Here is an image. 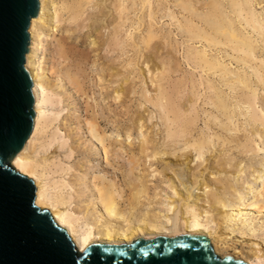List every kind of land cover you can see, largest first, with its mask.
I'll return each instance as SVG.
<instances>
[{"label": "rangeland", "instance_id": "obj_1", "mask_svg": "<svg viewBox=\"0 0 264 264\" xmlns=\"http://www.w3.org/2000/svg\"><path fill=\"white\" fill-rule=\"evenodd\" d=\"M53 1L60 4L58 0ZM65 1L67 0H63L61 3ZM174 1L151 0L156 17L154 16V21H150L147 17L149 12L147 9V12L143 11L144 14L142 11L140 12L139 0H126V8L128 7L126 18L128 22L121 29L118 40L113 39L115 38L113 33L115 32L114 27L118 23L116 20L117 15L112 10L114 0L113 2L111 0L108 1V6L112 3L109 9L113 13L108 9L104 11L103 19H105V22L102 25L99 23V19L102 18L101 8L97 9L94 4H91L87 8L85 7L82 16L78 20L72 21L68 15H64L61 18L62 21L53 27L49 36L44 35L45 33H42V31L39 32L40 39L35 52L34 67L39 72L46 71L45 75L48 78V86L50 85V89L47 88L46 90V96L55 105V109L45 108V117L46 120L50 121L53 120L54 114L58 113L59 116L47 129L45 136H40L34 143L37 147L39 142L48 140L53 133L57 135L56 143L44 154L45 156L52 157V161L55 164L68 169L65 173L66 175L61 174L60 176V174H56L51 178L59 181L63 180L69 184V187H72L71 190L69 189L70 191L67 190L71 202L69 209L72 211L76 209L77 212L82 204L91 200V198L94 199V193L91 189L92 184L90 182L92 181L93 183V177L97 176V183L99 181L100 183L107 182L106 184L110 183L116 187L117 194L118 196L120 195L118 197L120 199H117V202L123 210L126 208L127 203L125 202L130 193L129 188H127L128 182L147 174L145 177L148 188L147 197L151 201L142 198L140 200L142 204L135 209L133 216L138 218L141 214H154L158 212V204H166L165 198L169 196V191L166 190L169 185L166 177L172 176L173 172L177 169L172 166L166 168V164L159 160V158L156 161L152 160L153 151L168 154V157L171 156L169 159L172 161H176L177 159L184 162L186 157H191L189 159L192 160L189 165L191 168L190 174L198 180L206 178L210 185L207 189V198H211L210 200H216V198L223 200L228 209L234 208L237 200H241L244 203L249 202L251 197L247 196V193L252 191L255 194L254 191L258 189L259 184H254V178L260 175L264 165V37L260 39V34L253 33L241 21L242 19L235 17L230 9L231 0H214L219 5L222 16L233 23L236 32L240 36L243 35L242 37L247 39L254 49L252 59L244 65L242 63L243 56L233 53L227 47L209 48L203 42L199 44L189 42L188 35L184 32V29H177L174 23L170 21L172 16L175 15L174 17L182 25L185 24V19L187 21L191 20L193 24L208 33H210L212 23L209 20V22L202 23L197 17L186 14L181 8L175 6ZM189 1L197 9L196 15L200 18L204 17L208 10L207 8L200 9V7L210 0ZM247 2L248 11H252L251 13L256 16L257 20H260L262 31H259V33H263L264 0H247ZM129 9L131 10L129 11ZM138 19L143 20H141L142 27L139 28L140 31L134 33L133 29L137 27ZM127 30H129L128 33H134L133 40L131 41L126 37ZM148 31H153L161 37L160 40L155 42L157 47L163 48L159 50L160 52L158 51V60H165L169 66L178 70V73L175 71L176 74L169 75L167 78L169 81L166 80L164 82L166 83L164 88L169 93L174 94L175 90L172 89V86L176 81L185 80L186 84L188 82L185 92L183 93L181 90L183 94L180 95L182 97L175 96V94L173 96L176 99L174 97L173 99L174 101L177 100L178 106L180 105L179 108L182 107L181 109L184 111L190 109L192 112L190 114L191 118L196 120V123H194V120L192 126L188 128V131L190 129L191 136L187 135L186 138H191L192 140L193 137V139H197V137L201 139L202 137V139L208 142V146L205 149L206 152H204V156L200 159L196 157L195 153L185 149L181 138L178 140L174 136V138H171L174 139L173 141L169 140L168 137L166 138L168 125L166 126L167 122L163 120L165 116H163L164 114L161 113L158 107L153 106L149 102L155 96L152 91L153 87L149 81L143 80L139 72V69H145L143 65L144 60L147 56L151 55L140 44L142 38L146 35L145 33H148ZM165 39H168L167 41L169 42L167 47L162 43ZM94 40L98 42V45L93 48L91 42ZM59 44L63 45L64 51H67L66 58L59 56L60 50L57 48ZM188 47L197 48L198 50L204 49L207 51L209 58L218 60L226 68L227 72L229 70V74L224 77L218 72H213L207 76L202 72L200 67L196 68L192 65V67H188L184 61L186 51L188 50L186 48ZM177 64L180 65L181 70L176 68ZM57 76H61L63 79L60 83L62 91H59L54 86L58 83ZM237 77L244 78L249 89H244L238 84L234 85L231 89H229L231 87L230 84L229 87L226 86L227 79ZM125 80L127 81L126 84H124ZM167 81L169 82L168 84ZM189 82H192L194 94L196 95L193 99V110L188 104L189 99L192 98ZM207 82L211 84L214 90L213 97L211 96L212 94L208 95L211 92L208 90V87H205ZM122 85L126 89V94L122 95L121 99H115V92ZM77 88H81L80 91ZM173 88L175 87L173 86ZM216 96L222 99L224 109H218L215 105L210 104L209 100L215 99ZM248 100L250 106L245 104ZM196 103L198 104L196 105ZM139 119H141L139 121L140 124L138 123ZM90 122L97 126L96 132L99 133V136L104 135L106 137L103 140V146H105V150L108 149V162L105 160L106 155L103 154L101 146L90 139L89 132H87V123ZM140 127L142 130L139 129ZM145 137L150 146H147L146 156L141 157L139 156L138 148L140 146L139 140ZM129 142H132L131 147H128ZM255 147L262 149V151L257 153ZM44 154L41 151L38 158L41 159ZM132 159L139 160L137 161L139 163L137 168L133 166ZM162 159L165 160L166 156ZM205 163L209 167L207 170H203L206 166ZM213 166L217 171H221V173L217 174L213 172L214 174L210 175L209 173L212 172L211 168ZM201 173H203L202 176ZM237 175L239 176L238 178ZM75 177L83 180L86 179V182L79 187L80 191L84 193V196L81 198L78 197V193L76 192L79 191L78 188L72 184L73 180L76 179ZM195 193L199 194L197 191ZM258 201L262 202L263 200ZM82 209L77 212L79 217L83 216ZM100 211L101 208L97 206L96 214L101 213ZM212 218L214 219V216ZM260 222L262 223V220ZM255 224L257 225L259 222L256 221ZM223 227L226 232H235L230 235L226 243L236 250H240L242 246L248 250L251 242H255V240L260 242L262 245L260 247H264V229L261 230L260 227H257L255 237L250 236L247 226L240 227L239 224L232 222L228 226L225 225ZM236 238H239L240 241L237 242Z\"/></svg>", "mask_w": 264, "mask_h": 264}, {"label": "bare ground", "instance_id": "obj_2", "mask_svg": "<svg viewBox=\"0 0 264 264\" xmlns=\"http://www.w3.org/2000/svg\"><path fill=\"white\" fill-rule=\"evenodd\" d=\"M58 1L60 4H57L53 0H39L40 2L39 16L36 19L32 18L30 20V27L28 29V33L30 34L31 37V43L28 46L29 52L26 54V63L24 64V67L28 72L29 76L31 77L33 83L32 93L35 97V104H34L35 120H34V126L32 132L28 140L26 141L24 147L11 160V167L15 172L33 181L34 186L36 188L35 205L40 210H47L54 223L60 229L64 230L67 233L68 237L71 239L74 245L77 255H81L85 253L86 250L92 245H111V244L129 245L135 242L143 241L158 236L195 234L206 237L209 240L214 253L220 258L231 257L235 260L242 261L246 264H264V247H260L262 246L260 242H257L256 240L255 242L254 241L251 242V245L249 246L250 248H248V250H246L244 246H242L240 250H236L234 247L229 246L227 245L228 243H226V240L230 238V235H232L235 232L234 231L226 232L223 229L224 228L223 226L225 225L228 226L229 223L233 222L239 224L240 227L247 226V230L249 231L251 237H255V231L257 230V227L258 228L260 227L261 230L264 229V165H263V169L260 172V175H257L254 178V184L257 183L259 184L258 189L257 190L255 189L256 191H254L255 194H253L252 191L247 193V196H250L251 200L249 202L245 201L246 203L242 202L241 200H237V204L234 206V208L228 209L226 203L223 200L217 198L216 200H210L211 198H207V189L210 187V185L206 178L202 180H198L195 179V176L193 177L190 174L191 168L189 167V165L192 162V160L189 159L191 157H186L184 162L178 161L177 159L176 161L175 160L172 161L171 159H169L171 156L168 157V154L153 151L152 160L156 161L159 158V160L163 161V163L166 164L165 165L166 168L172 166V167H176L177 169L175 172H173L172 176L166 177L169 183V185L166 188V190L169 191V196L165 198L166 204L165 203L158 204L159 205L158 212L154 214H148V213L141 214L138 218L133 216L135 209H137L138 206L142 204V201H140L142 198L146 199L147 201L150 200V198L147 197L148 188L146 184L147 181L145 180L147 174L143 175L142 177L135 178L134 180L132 179L133 181L128 182L127 188H129L130 193L128 199L125 202L127 203L126 208L123 210L122 208L119 207L120 205L117 202V199H120L118 198L120 195L118 196L116 187L110 183L106 184L107 182L100 183L99 181L97 183L98 176L93 177L92 179L94 181L93 183L92 181L90 182L92 184L91 189L92 192L94 193L93 195L94 199L91 198V200L82 204L83 207L81 206V208L78 209V211H80L83 208L82 209L83 216L79 217L77 215L78 211L76 212V209L75 211L69 209L71 207L70 206L71 202H70V197L67 194L68 192L67 190L69 189L71 190L72 187H69V184L65 183L63 180L59 181L51 178L56 174H60V176L61 174H65L68 171V169H66L63 166H59L55 164L52 161V157L45 156L44 154L51 146H53L54 143H56L57 135L53 133L48 140L46 139V141L42 140L41 143L39 142L37 144L38 148L34 143L40 136L42 137L43 135L45 136L47 129L52 125V122L54 123V121L58 119L59 116L58 113L54 114L53 120L50 121L46 120L45 117L46 116L45 108L55 109V105L53 102L49 100L50 98L48 99L46 96V90L50 86V85L48 86V80H47L48 78L45 75L46 71L43 70L39 72L34 67L35 52L40 39L39 32L42 31V33H45L44 35L49 36V34L53 30V27L59 24L60 21H62L61 18L64 15H68L69 19L72 21L78 20L80 16H82L85 7L87 8V6L94 4L97 9L101 8L102 10L101 12L102 18L99 19V23L101 25L104 24L105 22V19H103L105 10L108 9L111 12L113 10L116 13L117 15L116 20L118 21V23L114 27L115 32L113 33L115 38L113 39L118 40V36L120 34L121 29H123L126 22H128L126 18V14L128 13L127 10L128 7L126 8V4H125L126 0H114L113 4L110 3L113 6L112 10L109 9V7H111L110 4L109 6L107 5L109 3L108 1L110 0H67L63 3H61L63 0L61 2L60 0ZM111 2H113V0H111ZM139 2L141 8L140 12L142 11L143 13V11H146L147 9L149 11L147 17L149 18L150 21H154L156 16L154 15L153 12L151 0H139ZM174 2L176 7L181 8L183 12L191 15L192 17H197L198 19H200L202 23L207 22L208 20L212 23L210 26V33H208L205 32L203 29L199 28L197 25L193 24L191 20L187 21V19H185V24L182 25V23L174 17L175 15L172 16L170 21L174 23L177 29L180 30L181 28L184 29V32H186V34L188 35L187 38L189 39V42H192L193 44L194 43L199 44L203 42L209 48L210 47L222 48V46L227 47L233 53H237L243 56L242 63L244 65L247 64L246 63L247 61L252 59L254 49L251 43L247 39L242 37L243 35L240 36L236 32L233 23L231 21H229L227 18L222 16L220 7L216 3V1L210 0L205 5L200 7V9L207 8L208 10L206 14L204 13L205 16L202 18L196 15L197 9H195L191 1L175 0ZM129 3L131 2L129 1ZM230 4H231L230 9L232 10L231 12L234 13L235 17L237 19H242L241 21L244 22L245 26L250 28L253 33L260 34L259 35L260 39L263 38L264 32L259 33V31H262V27L259 22L260 20L259 21L257 20L256 16L253 13H251L252 11L251 12L248 11L249 8L247 9L248 6L247 0H231ZM136 6L137 4L135 5V8ZM130 10L131 9H129V11ZM101 15L99 16L101 17ZM141 20L138 19V23H137L138 25L136 28L133 29L134 33L140 31L139 28L142 27V21H143ZM128 32L129 30H127L126 37L127 39H129V41H131L133 40L134 33L132 32L128 33ZM154 33L155 32L153 31L152 32L148 31V33L146 32L145 37H143L140 42L144 50L148 51L151 54L149 57L147 56V58L144 60L143 65L145 69L141 67H140L141 69L138 68L140 70L139 72L141 73V76L143 77V80L145 79V81L146 80L149 81L150 85L153 87L152 91L154 92L155 96L150 101L148 99V101L153 106L158 107L161 113L164 114L163 116H165V118L162 119L165 120V122H167V124L165 125L166 126L168 125L166 138L168 137L169 140L171 141L174 140L171 139L174 138V136L177 137L178 140L181 138V141L183 140V146L185 147V149L192 151L193 153H195L196 157L200 159L204 156L203 155L205 154L204 152H206L205 149L208 146V142L205 139H202V137L201 139H198V137L197 139H193L194 138L193 137L192 140L191 138L190 139L186 138L187 135L191 136L189 132L190 129L188 131V128L192 126V123L194 122L195 119L191 118L190 114L192 112L190 111V109L184 111L183 109H181L182 107L179 108L180 105L178 106L179 103H177V100H175L176 101L175 102L173 99L174 97L173 95L175 94H176L175 96L178 95L182 97V95L180 94H183L185 92V89L188 86L187 85L188 82L186 84V82H184L185 80L184 81L178 80L179 82L176 81L175 83L176 86L173 83L174 85L173 84L172 85L175 87L173 88L172 86V89L175 90L174 94L169 93V91H167L164 88V85L166 84L164 82H166V80L169 81V79H167L169 75L173 73L176 74L175 71H177L178 73V70H175V68L169 66L165 62V60H160V61L158 60L159 58L157 57L158 51L162 50L163 48L160 49V47H157V45L155 44V42L160 40L161 37L158 36L157 33L155 34ZM113 39L112 41H114ZM167 40L165 39V41L162 42L166 47L169 44ZM91 43L93 48L98 45V42L96 40H94ZM57 48H59L60 50L59 56H61V58H66L65 56L67 51L66 50L64 51L65 48H63V45L59 44ZM186 49L188 50L187 51L185 50L186 54L184 61L187 63L188 67L189 66L190 67L193 66L196 68L200 67L202 69V72L205 73L207 76L208 74H211L213 72H218L219 74H221V76L224 77H226L229 74V70L227 72L226 68L222 64H220L218 60L209 58L207 51H205L204 49L198 50L197 48H190V47ZM176 68H179V70H181L179 64H177ZM57 77H58L57 79L58 83L57 84L55 83L56 85L54 86H56L60 91L62 89L60 83L63 79L61 78V76H57ZM168 81L167 84L169 83ZM126 82L127 81L125 80L124 84H126ZM189 83L191 85L190 91L192 98L189 99L188 104L189 107L190 106L192 107L194 105L193 99L195 98L196 95L194 94L195 91L192 82ZM229 84L231 85V87H229ZM236 84L241 85L242 88L244 89L246 88L249 89L247 82L244 78L237 77L234 79H229V80L227 79L226 86H228L229 89H231ZM123 85L120 87V89H118L115 92V99H121L122 95L126 94V89L123 87ZM205 87L206 88L208 87V90H210L211 92L208 95L212 94L211 96L213 97L214 90L212 89L211 84L207 82ZM77 89H79L80 91L81 88H77ZM181 90L183 91V93H181ZM209 101L210 104L215 105L216 108L224 109L222 99H220L218 96H216L215 99H211ZM249 103L250 102L248 100L245 104L250 106ZM197 104L198 103H196V105ZM193 108L194 107H192L191 109L193 110ZM141 119L138 120V123L139 121H141ZM194 123H196V120ZM96 127L97 126H95L93 123L90 122L87 123L88 130L87 129L86 130L87 132H89L91 141L101 146L100 148H102L104 152L103 154L106 155L105 160L108 162V157H107L108 149L105 150V146H103L104 143L103 140L106 137L104 135L99 136V133L96 132L97 131ZM139 129L142 130L141 127ZM147 144L148 143L146 137L143 139L141 138L139 140V145H140L138 147L139 156L141 157L146 156L148 149L147 146H150L149 144L148 145ZM131 145L132 142H129L128 147H131ZM41 151L44 154V156L41 159H39L38 155L40 154ZM260 151H262V149L257 147L256 152L258 153ZM164 156H166L165 160L162 159ZM137 161L136 159L131 160L133 166H136V168L139 166V163ZM208 168L209 167L206 164L203 170H207ZM211 169L212 172L209 173L210 175L214 174L213 172L217 174L221 173V171L219 170L217 171L214 168V166ZM202 175L203 173H201V176ZM238 177L239 176L237 175V178ZM261 178L263 179L260 180ZM84 182H86V179L83 180L80 178H76L73 180L72 183L79 190L76 191L78 193L77 195L79 198L84 196L83 191H80L79 189V187L82 184H84ZM195 191L199 192V194L195 193ZM261 199L263 200L262 202L258 201ZM97 206L101 208L100 211L101 213H98L99 215L96 214ZM213 216L214 219L212 218ZM260 220H262V223L260 222ZM256 221L259 222V224L256 225L255 224ZM214 225L215 227H213ZM236 241L239 242L240 239L236 238ZM263 241H264V237H263Z\"/></svg>", "mask_w": 264, "mask_h": 264}, {"label": "water", "instance_id": "obj_3", "mask_svg": "<svg viewBox=\"0 0 264 264\" xmlns=\"http://www.w3.org/2000/svg\"><path fill=\"white\" fill-rule=\"evenodd\" d=\"M40 12L39 0H0V160L8 173L0 184V264H246L218 257L201 235L158 236L132 244L92 245L77 255L67 233L47 210L35 205L33 181L18 174L11 160L28 140L35 120L32 79L26 71L30 20ZM25 181L28 198L21 201L12 177ZM44 218L45 232L34 230L32 211ZM55 239V246L49 243Z\"/></svg>", "mask_w": 264, "mask_h": 264}, {"label": "snow or ice", "instance_id": "obj_4", "mask_svg": "<svg viewBox=\"0 0 264 264\" xmlns=\"http://www.w3.org/2000/svg\"><path fill=\"white\" fill-rule=\"evenodd\" d=\"M0 152H2V148H0ZM7 167V161L0 160V184H2L4 177L8 176V173L3 171L4 168ZM15 185L18 187V197L20 198L21 201H24L25 199L28 198V190H27V185L25 184V181L20 179L19 176H15L11 178ZM30 217L34 218L32 220V224L34 227V230L36 232H45L46 231V226L44 224V218L37 217L36 212L33 210L30 213ZM49 243L55 246L57 241L51 237L48 238Z\"/></svg>", "mask_w": 264, "mask_h": 264}]
</instances>
